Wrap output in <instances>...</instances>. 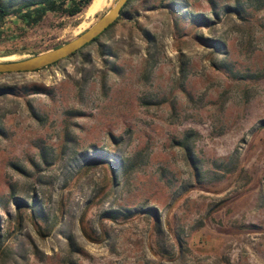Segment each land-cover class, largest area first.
I'll return each instance as SVG.
<instances>
[{"label":"rangeland","instance_id":"1","mask_svg":"<svg viewBox=\"0 0 264 264\" xmlns=\"http://www.w3.org/2000/svg\"><path fill=\"white\" fill-rule=\"evenodd\" d=\"M0 0V60L90 16ZM0 73V264H264V0H130Z\"/></svg>","mask_w":264,"mask_h":264},{"label":"water","instance_id":"2","mask_svg":"<svg viewBox=\"0 0 264 264\" xmlns=\"http://www.w3.org/2000/svg\"><path fill=\"white\" fill-rule=\"evenodd\" d=\"M126 1L112 0L107 10L89 27L62 44L20 59L0 60V73L35 71L69 56L85 44L91 42L105 28L113 23Z\"/></svg>","mask_w":264,"mask_h":264},{"label":"trees","instance_id":"3","mask_svg":"<svg viewBox=\"0 0 264 264\" xmlns=\"http://www.w3.org/2000/svg\"><path fill=\"white\" fill-rule=\"evenodd\" d=\"M92 0H29L27 2H24L22 5L23 7H27V6H31L33 5L34 7L32 8V12H33V16H32V20H38L40 19V17L47 11H59L61 13H64L66 15L72 16L77 14L78 12H80L83 8L87 7ZM130 0H127L126 3L122 6V8L120 9V12L118 14V16L116 17V19L119 18V16L121 14H123V7L126 6V4L129 2ZM9 14L8 9L3 8V6L0 4V21L3 17H5L6 15ZM115 19V20H116ZM114 20V22H115ZM113 22V23H114ZM113 23H111L109 26H111ZM108 26V27H109ZM107 27V28H108ZM105 28V30L107 29ZM103 30V32L105 31ZM102 33V32H101ZM100 33V34H101ZM99 34V35H100ZM98 35V36H99ZM97 36V37H98ZM97 37H95L92 41H94ZM91 41V42H92ZM90 43V42H89ZM88 44V43H87ZM86 45V44H85ZM84 45V46H85ZM82 48V47H81ZM80 48V49H81ZM78 51V50H77ZM76 52V51H75ZM73 52V53H75ZM72 53V54H73ZM71 55V54H70ZM59 61V60H58ZM57 62V61H56ZM56 62H54L53 64H55ZM52 65V64H51Z\"/></svg>","mask_w":264,"mask_h":264},{"label":"bare ground","instance_id":"4","mask_svg":"<svg viewBox=\"0 0 264 264\" xmlns=\"http://www.w3.org/2000/svg\"><path fill=\"white\" fill-rule=\"evenodd\" d=\"M108 0H92L85 10V15L90 16L107 4Z\"/></svg>","mask_w":264,"mask_h":264}]
</instances>
